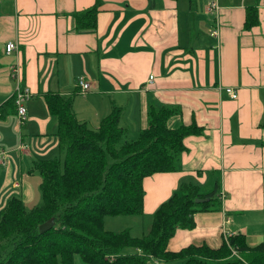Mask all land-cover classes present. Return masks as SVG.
I'll return each mask as SVG.
<instances>
[{"label": "crops", "instance_id": "0c3cea01", "mask_svg": "<svg viewBox=\"0 0 264 264\" xmlns=\"http://www.w3.org/2000/svg\"><path fill=\"white\" fill-rule=\"evenodd\" d=\"M96 3L95 28L79 29L78 15ZM9 41L17 48L6 52ZM17 84L32 93L23 122L12 102ZM47 94L71 98L94 128L119 106L120 125L138 136L151 107L166 106L175 109L168 128L202 130L183 138L175 170L143 179L147 216L185 182H218L224 193L195 212L192 228H177L169 249L219 247L233 233L250 246L264 241V0H0V209L4 193L22 194L27 207L42 201L33 161L58 148ZM131 225L133 236L144 234Z\"/></svg>", "mask_w": 264, "mask_h": 264}, {"label": "trees", "instance_id": "16d2710c", "mask_svg": "<svg viewBox=\"0 0 264 264\" xmlns=\"http://www.w3.org/2000/svg\"><path fill=\"white\" fill-rule=\"evenodd\" d=\"M98 5L78 15L79 29L95 28ZM47 95L58 118L63 158L33 161L31 171L42 178V203L27 207L12 195L0 209V264H75L77 258L84 264H264V241L250 246L242 233L230 234L219 247L168 248L177 228L195 225L197 210L217 205L218 182L209 189L182 183L156 209L149 231L141 236L104 225L108 215H143V179L177 168L183 138L202 131L195 122L170 129L167 120L175 109L153 106L148 126L137 138L122 142L127 130L119 122L121 107L113 106L94 128L77 118L71 98ZM14 100L12 95L15 106ZM52 217L54 226L40 232V224Z\"/></svg>", "mask_w": 264, "mask_h": 264}, {"label": "rangeland", "instance_id": "374dc122", "mask_svg": "<svg viewBox=\"0 0 264 264\" xmlns=\"http://www.w3.org/2000/svg\"><path fill=\"white\" fill-rule=\"evenodd\" d=\"M137 138V135L133 134V133H129L126 132L125 135L123 136V141L125 140H133ZM26 144V143H24ZM2 154H0V161L4 162L7 158L5 152L1 151ZM49 157L51 158H63V155L60 153V151L57 149L52 150L49 153ZM35 173H37L39 176L40 174L35 171ZM41 192V190H40ZM4 194H10V196H8V199L12 196V195H16L18 197H20L21 199H23L22 194L20 193H4ZM41 194V193H40ZM8 201V200H7ZM7 201L5 202L4 206L6 205ZM42 203V202H41ZM38 205V204H37ZM3 206V207H4ZM152 215L151 216H147V215H108L105 217L106 219V228L109 230H121L124 229L126 225L128 224H132L131 227L133 228V232H135L136 234H141V230H142V226L144 225V233H147L150 229V224L152 222ZM148 224V226H147ZM128 249H132V248H128ZM239 253V252H238ZM75 264H84L79 258H77Z\"/></svg>", "mask_w": 264, "mask_h": 264}, {"label": "built area", "instance_id": "2783aa9c", "mask_svg": "<svg viewBox=\"0 0 264 264\" xmlns=\"http://www.w3.org/2000/svg\"><path fill=\"white\" fill-rule=\"evenodd\" d=\"M212 33L215 35L218 34L217 27L212 30ZM15 48H17V43H15L13 41H9L6 43V46H5L6 52H11ZM17 79H18V81L20 80L19 77ZM77 86L82 91H87L90 88L89 83L84 79V77H79V79L77 81ZM225 91L230 95L231 98H237L238 94H237L236 90L234 89V87L227 86V87H225ZM13 96L15 97L14 103H15L17 116L20 119V121L23 122L27 117L26 102L32 96V93L28 87H20L17 84V88L15 89ZM21 145L26 147V144H24V143H21ZM0 154H2V152H0ZM220 195L222 198L224 197V193L221 192ZM229 234L230 233L225 230V237H227Z\"/></svg>", "mask_w": 264, "mask_h": 264}, {"label": "water", "instance_id": "95a60500", "mask_svg": "<svg viewBox=\"0 0 264 264\" xmlns=\"http://www.w3.org/2000/svg\"><path fill=\"white\" fill-rule=\"evenodd\" d=\"M209 198H197L196 202H203V201H208ZM55 224V220L54 218H50L49 220L45 221L44 223L40 224L39 226V230L40 232H44L46 230H48L49 228L53 227Z\"/></svg>", "mask_w": 264, "mask_h": 264}]
</instances>
